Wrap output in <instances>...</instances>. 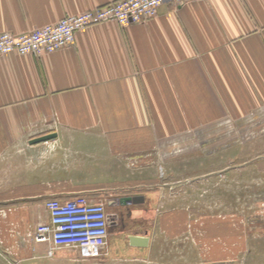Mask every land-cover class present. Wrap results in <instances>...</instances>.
I'll return each instance as SVG.
<instances>
[{"label":"crops","instance_id":"0c3cea01","mask_svg":"<svg viewBox=\"0 0 264 264\" xmlns=\"http://www.w3.org/2000/svg\"><path fill=\"white\" fill-rule=\"evenodd\" d=\"M115 1L0 0V33H29ZM75 35L42 56H0V264L51 257L35 234L49 220L47 199L102 197L72 188L86 182L28 173L38 154L63 151L83 169L111 171L123 156L182 154L186 140L229 113L264 110V0L167 1L147 22L109 21ZM130 199V215L152 218L149 233H137L149 246L158 229L186 227L187 210L161 209L156 196Z\"/></svg>","mask_w":264,"mask_h":264},{"label":"rangeland","instance_id":"374dc122","mask_svg":"<svg viewBox=\"0 0 264 264\" xmlns=\"http://www.w3.org/2000/svg\"><path fill=\"white\" fill-rule=\"evenodd\" d=\"M261 113L264 110L259 109L257 115L256 108H249L242 117L229 113L223 118L226 120L203 129L199 139L186 140L182 154L145 156L137 158V163L135 158L123 156L116 159L119 163L111 171L83 169L85 165L71 162L63 151L50 159L46 152L38 154L40 164L36 162L33 170L30 166L28 173L40 175L44 181L56 179L61 184L65 180L86 182L90 185L72 188L94 196L101 194L102 197L95 196L97 200L104 201V193L111 196L113 192L114 202L108 204V211L117 217L111 220L108 253L102 258L78 259L72 248L65 247L53 257L30 263L264 264V121L260 120L264 117ZM98 177L106 179L103 189L95 185ZM132 194L145 198L156 196L154 202L159 200L161 209L187 210L186 227H177L175 234L169 228L158 229L152 244L134 253L127 236L149 233L152 218L130 215L129 211L136 206L123 205L121 200V206L117 207L119 198ZM122 210L126 213L125 223Z\"/></svg>","mask_w":264,"mask_h":264},{"label":"built area","instance_id":"2783aa9c","mask_svg":"<svg viewBox=\"0 0 264 264\" xmlns=\"http://www.w3.org/2000/svg\"><path fill=\"white\" fill-rule=\"evenodd\" d=\"M167 1L188 3L192 0H116L57 22L46 24L25 34L0 33V56L9 53L42 56L71 45L79 31L104 22L121 26L147 22L158 14ZM49 220L39 224L36 240L48 242V256L63 248H72L78 259H95L106 255L110 236V220L106 203L87 195L69 199L51 197L46 200Z\"/></svg>","mask_w":264,"mask_h":264},{"label":"water","instance_id":"95a60500","mask_svg":"<svg viewBox=\"0 0 264 264\" xmlns=\"http://www.w3.org/2000/svg\"><path fill=\"white\" fill-rule=\"evenodd\" d=\"M53 137H55V135L51 134V135H45V136H42V137H39V138H36L34 139L33 143H37V142H41V141H47L49 139H52ZM130 197H127V198H122L121 200V204L125 205L126 203L130 202ZM112 204V203H110ZM109 204V205H110ZM116 214H110L109 215V220H114L116 219ZM128 240H129V243L131 246H134V247H148L149 246V242H150V238L146 235H137V234H133V235H128L127 236Z\"/></svg>","mask_w":264,"mask_h":264},{"label":"flooded vegetation","instance_id":"af4514ba","mask_svg":"<svg viewBox=\"0 0 264 264\" xmlns=\"http://www.w3.org/2000/svg\"><path fill=\"white\" fill-rule=\"evenodd\" d=\"M103 197H104V201L107 203V205L112 203V202H114V199L111 196L107 195V193H104ZM120 200H119V202H120ZM122 207H124V206H122ZM120 212H121V215H122L121 218H122V220L124 222L125 221L124 216L126 215L125 210H122Z\"/></svg>","mask_w":264,"mask_h":264}]
</instances>
